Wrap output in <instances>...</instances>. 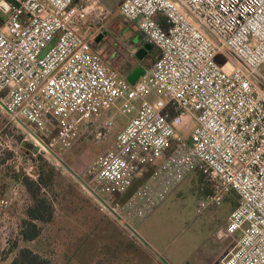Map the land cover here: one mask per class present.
Here are the masks:
<instances>
[{"label":"built area","instance_id":"2783aa9c","mask_svg":"<svg viewBox=\"0 0 264 264\" xmlns=\"http://www.w3.org/2000/svg\"><path fill=\"white\" fill-rule=\"evenodd\" d=\"M118 13L158 51L135 85L91 49L101 28L83 27L86 8L75 0H0V117L50 154L49 126L65 146L103 118L101 131L111 129L107 112L122 100L117 112L133 116L91 166L86 192L107 210L106 199L131 188L174 144L143 197L154 207L200 172L212 189L202 210L230 193L239 198L226 234L238 239L219 264H264V0H122ZM145 90L163 98L151 101ZM190 118L185 138L179 129ZM7 138L0 156L20 148ZM10 205L0 199V209ZM127 209L108 212L122 221Z\"/></svg>","mask_w":264,"mask_h":264},{"label":"rangeland","instance_id":"374dc122","mask_svg":"<svg viewBox=\"0 0 264 264\" xmlns=\"http://www.w3.org/2000/svg\"><path fill=\"white\" fill-rule=\"evenodd\" d=\"M120 3L121 0H84L82 3L76 0L78 6L89 8L83 27L90 26L93 31L102 27L97 36L104 32L108 47L119 54L110 67L123 75L138 62L136 55L131 53L136 48L130 41L135 34L131 29L133 23L119 15ZM92 46L101 47L95 42ZM97 52L101 53L100 50ZM155 58L156 54L148 57L144 65L150 68ZM216 62L223 64L220 57ZM143 96L151 101L163 98L150 90H145ZM121 105L122 100H117L109 110L114 120L111 129L101 131L105 122L103 118L102 124L90 128L65 146L57 144L56 127L49 126L48 134L45 131L48 135L45 143L53 146L48 150L50 154L43 151L33 153L32 147L35 146L27 143L25 147L23 135L0 117V152L8 144L10 134L13 144L20 146L16 153L6 148L4 155L0 156V199L11 201L8 209H0V264L11 263L15 253L7 254L9 247L5 243L9 241L11 246L16 240L20 248L27 247L41 253L50 259L51 264H219L226 249L236 244L238 235H226L227 217L233 209H229V198L233 193L227 195L220 205L202 210L199 204L205 200V188H211V184L206 178L204 184L201 183L200 172L187 177L154 207L143 197L144 186L151 183V175L139 182L146 171L122 195L106 199L107 210L86 192L81 183L90 178L91 166L98 156L113 147L118 133L133 116L118 113L117 108ZM194 127L190 118L179 132L189 138ZM99 131L103 136L98 139ZM37 157L56 172L53 194L50 195L56 214L51 224L42 225L43 234L37 243H24L19 239V231L30 200L12 174L19 172L35 179L33 160ZM124 206L131 210L123 213L122 221L108 212Z\"/></svg>","mask_w":264,"mask_h":264},{"label":"trees","instance_id":"16d2710c","mask_svg":"<svg viewBox=\"0 0 264 264\" xmlns=\"http://www.w3.org/2000/svg\"><path fill=\"white\" fill-rule=\"evenodd\" d=\"M139 35H141V33L137 32L136 35L131 37L130 41L133 43L135 38ZM157 52V49L154 47L147 53L146 57L152 58L155 54L157 56ZM146 57L143 61L136 58L138 64L142 65L145 69H147L146 65H144ZM171 115H174L172 110ZM52 136L54 137V134ZM27 146L28 144H25V147ZM174 147V144L171 145L163 157L149 165L146 168V172L143 176L144 178L139 182L146 180V178H148L161 165L165 157L174 150ZM27 150L30 151V149ZM33 161L35 167L33 172L36 177L35 179L19 172H13L12 174L13 179L19 182L25 189L30 200V204L25 210L26 218L21 222L19 231V239L24 243H37L43 234L42 225L51 224L56 214L53 200L50 197V195L53 194V181L56 172L40 157L34 158ZM204 180L205 177L201 174L202 184H204ZM136 186H139V184L137 183ZM204 193L205 196L211 195L212 189L205 188ZM229 199V209L233 208V211L239 204V198L236 193H233ZM6 253H15L10 264H51L50 259L41 253L27 247L20 248L18 240L14 241L11 246H9Z\"/></svg>","mask_w":264,"mask_h":264},{"label":"crops","instance_id":"0c3cea01","mask_svg":"<svg viewBox=\"0 0 264 264\" xmlns=\"http://www.w3.org/2000/svg\"><path fill=\"white\" fill-rule=\"evenodd\" d=\"M80 0H78V2H79ZM89 1V0H88ZM121 2H122V0H121ZM75 3H76V1H75ZM86 8V10H88L89 8L88 7H85ZM102 28V27H101ZM131 29H133V31L135 32V34L134 35H136V33L137 32H139L138 30H137V28H136V26L133 24V26L131 27ZM101 30V29H100ZM99 30V31H100ZM98 31V32H99ZM98 32H97V34H98ZM97 34L95 35V37H94V39L92 40V42H91V49L94 51V52H96V53H99V52H97V50H100V52L101 53H99L102 57H103V59L106 61V62H109L110 63V65H111V62H113L114 60H116V58H117V56L119 55L117 52H116V50L115 49H113V48H109L108 47V45H107V43H106V41L104 40V38H105V34H104V32H102L101 33V35H98L97 36ZM145 38V37H144ZM96 40H98V42H96ZM147 40H143L142 39V41L139 43V44H134V42H133V44L136 46V48L139 50L142 46H143V44L146 42ZM98 43L99 44V46H101V47H99V48H95V47H93L92 46V44L93 43ZM102 44V45H101ZM116 52V53H115ZM105 54V55H104ZM111 55V56H110ZM147 56V55H146ZM157 56H158V52H157ZM157 56H156V58H157ZM148 57H146V59H147ZM156 58H155V60H156ZM145 59V60H146ZM140 66H142V65H140V64H137V65H134V66H132L125 74H120V76L122 77V78H125L126 80H127V77L137 68V67H140ZM143 67V66H142ZM148 69V68H147ZM146 69V70H147ZM111 114V111H109V112H107V115L108 114ZM122 131V130H121ZM120 133V132H119ZM118 133V134H119ZM25 144H27V143H25ZM24 144V145H25ZM229 217V216H228ZM228 217H227V219H228ZM228 221V220H227ZM217 235H218V232H217ZM219 238V237H218ZM220 239V238H219ZM237 239H238V237H237ZM235 246V245H234ZM234 246L231 244V246L228 248V249H226V251L223 253V255L220 257V258H223L231 249H233L234 248Z\"/></svg>","mask_w":264,"mask_h":264},{"label":"water","instance_id":"95a60500","mask_svg":"<svg viewBox=\"0 0 264 264\" xmlns=\"http://www.w3.org/2000/svg\"><path fill=\"white\" fill-rule=\"evenodd\" d=\"M76 1V0H75ZM144 38L143 34L137 36L134 40V44H139L142 39ZM96 42H98V40H96ZM154 48V45L150 42V41H146L143 46L137 51L136 53V58L140 61H143L144 58L146 57L147 53ZM146 72V69L142 66L137 67L128 77H127V81L129 84L131 85H135L136 82L142 77L144 76ZM30 144V143H28ZM33 153H37V148L36 147H32Z\"/></svg>","mask_w":264,"mask_h":264}]
</instances>
